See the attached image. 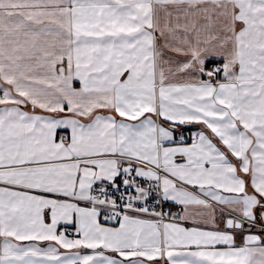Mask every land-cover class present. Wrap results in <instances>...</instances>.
<instances>
[{
	"label": "snow or ice",
	"instance_id": "obj_1",
	"mask_svg": "<svg viewBox=\"0 0 264 264\" xmlns=\"http://www.w3.org/2000/svg\"><path fill=\"white\" fill-rule=\"evenodd\" d=\"M0 264H264V0H0Z\"/></svg>",
	"mask_w": 264,
	"mask_h": 264
}]
</instances>
